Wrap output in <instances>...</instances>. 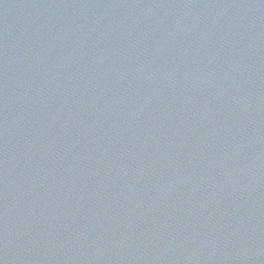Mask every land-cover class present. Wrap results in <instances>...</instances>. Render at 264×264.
<instances>
[{
    "label": "water",
    "instance_id": "water-1",
    "mask_svg": "<svg viewBox=\"0 0 264 264\" xmlns=\"http://www.w3.org/2000/svg\"><path fill=\"white\" fill-rule=\"evenodd\" d=\"M0 264H264V0H0Z\"/></svg>",
    "mask_w": 264,
    "mask_h": 264
}]
</instances>
